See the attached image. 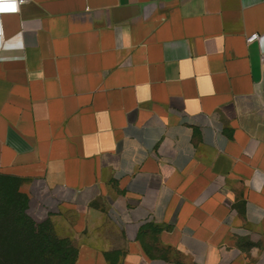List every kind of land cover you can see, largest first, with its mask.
Masks as SVG:
<instances>
[{
    "label": "crops",
    "instance_id": "crops-1",
    "mask_svg": "<svg viewBox=\"0 0 264 264\" xmlns=\"http://www.w3.org/2000/svg\"><path fill=\"white\" fill-rule=\"evenodd\" d=\"M0 19V176L78 240L74 264H264V0H25Z\"/></svg>",
    "mask_w": 264,
    "mask_h": 264
},
{
    "label": "trees",
    "instance_id": "trees-1",
    "mask_svg": "<svg viewBox=\"0 0 264 264\" xmlns=\"http://www.w3.org/2000/svg\"><path fill=\"white\" fill-rule=\"evenodd\" d=\"M16 182L17 179L9 183H0V235L4 242L11 247L13 245L14 248L8 252L14 255L12 259L0 257L3 264H59L62 259L74 264L76 249L65 251L64 258L58 257L57 249L52 244L53 240L57 239V234L51 232V225L49 223L38 225L26 215L27 199L14 189L17 186ZM32 245H36L35 249H31ZM19 254L23 257L18 256Z\"/></svg>",
    "mask_w": 264,
    "mask_h": 264
},
{
    "label": "rangeland",
    "instance_id": "rangeland-1",
    "mask_svg": "<svg viewBox=\"0 0 264 264\" xmlns=\"http://www.w3.org/2000/svg\"><path fill=\"white\" fill-rule=\"evenodd\" d=\"M9 181L10 182L11 181H15V179L14 180L13 179L9 180L6 177H1L0 176V183H3V184L4 183H9ZM40 194L45 195L46 191L42 190L40 192ZM38 198L39 197H36V199H35L36 201L34 200V203H36L37 200H39ZM56 206H57V201H53V207L51 208L52 212L57 211L58 207H56ZM35 208L36 209H32V211L36 210L39 214H44L45 215L46 209L44 207H35ZM39 218H36V219L39 220ZM63 226L66 227V225L64 223H63ZM79 226H81V223H79ZM145 226H146L145 227L146 228V232H144V233H146V235H147L146 241H145L147 249L153 255L165 256V253H164L165 249L161 248L160 244L157 243L158 242V236L157 235L160 232V228L154 227V225L152 223H146ZM56 234H57V239H54L52 244L57 249L56 253H57L58 257H63L64 258L63 254H64L65 251H74V249H76V245L78 243V240L73 238L72 236H70L72 233H56ZM92 234L96 235V233H92ZM37 235H38V233H37ZM3 240H4V238L0 235V257L5 256L6 259H12V257L14 255H11V253L8 254V252L10 250L14 249V248H12L13 245L11 247V246H9V244L7 242H4ZM35 247H36V245H32L31 249H35ZM21 249H22V246H21ZM72 254H73V252H72ZM18 256H22L23 257V255H20V254ZM0 264H3L1 259H0ZM20 264H22V263H20ZM59 264H69V261L66 262V260L62 259V261H59Z\"/></svg>",
    "mask_w": 264,
    "mask_h": 264
},
{
    "label": "built area",
    "instance_id": "built-area-1",
    "mask_svg": "<svg viewBox=\"0 0 264 264\" xmlns=\"http://www.w3.org/2000/svg\"><path fill=\"white\" fill-rule=\"evenodd\" d=\"M25 2V0H0V7H2L4 4H10V3H15V10L12 11V10H3V11H0V15L3 14V13H12V12H18L20 10V6ZM2 33V29H1V19H0V35ZM258 39L259 38V35L257 34H254V35H251L249 37V40H254V39ZM264 56V54H263Z\"/></svg>",
    "mask_w": 264,
    "mask_h": 264
},
{
    "label": "snow or ice",
    "instance_id": "snow-or-ice-1",
    "mask_svg": "<svg viewBox=\"0 0 264 264\" xmlns=\"http://www.w3.org/2000/svg\"><path fill=\"white\" fill-rule=\"evenodd\" d=\"M3 10H15V3H10V4H4L2 7H0V11Z\"/></svg>",
    "mask_w": 264,
    "mask_h": 264
}]
</instances>
